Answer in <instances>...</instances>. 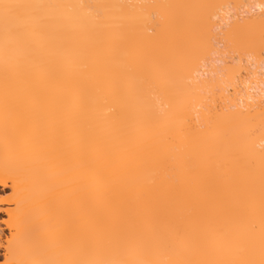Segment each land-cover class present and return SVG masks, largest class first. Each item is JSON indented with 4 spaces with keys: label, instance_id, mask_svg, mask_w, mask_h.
Returning <instances> with one entry per match:
<instances>
[{
    "label": "bare ground",
    "instance_id": "6f19581e",
    "mask_svg": "<svg viewBox=\"0 0 264 264\" xmlns=\"http://www.w3.org/2000/svg\"><path fill=\"white\" fill-rule=\"evenodd\" d=\"M164 1L0 0V264H264V2Z\"/></svg>",
    "mask_w": 264,
    "mask_h": 264
},
{
    "label": "rangeland",
    "instance_id": "374dc122",
    "mask_svg": "<svg viewBox=\"0 0 264 264\" xmlns=\"http://www.w3.org/2000/svg\"><path fill=\"white\" fill-rule=\"evenodd\" d=\"M143 1H144V3H146V0H142V2H143ZM147 1L149 2V1H151V0H147ZM152 1H153V2H156L157 0H152ZM166 1H170V0H166ZM171 1H173V0H171ZM174 1H176V0H174ZM188 1H189V0H188ZM188 1H187V0H180V3L182 2V3H181V5H182V4L186 3V2L188 3ZM191 1H192V0H191ZM198 1H199V0H198ZM204 1H205V0H204ZM209 1L214 2L215 0H214V1H213V0H209ZM225 1H228V0H225ZM235 1H236V0H235ZM237 1H239V0H237ZM240 1H242V0H240ZM243 1H244V0H243ZM243 1H242V2H243ZM258 1H259V0H258ZM260 1L262 2V0H260ZM159 2H161V1H159ZM162 2H163L164 4H166L164 0H162ZM183 2H184V3H183ZM206 2H207V4L210 3L209 5L212 6L211 2H208V0H206ZM206 2H205V3H206ZM228 2L230 3V1H228ZM228 2H227V3L225 2V3L228 4ZM231 2H233V0H232ZM263 2H264V0H263ZM163 3H162V4H163ZM169 3H170V2H169ZM171 3H172V2H171ZM178 3H179V0H178ZM180 3H179V4H180ZM200 3H201V1H200ZM205 3H204V4H205ZM221 3H222V2H221ZM221 3H219V4H221ZM239 3H240L241 6H242V3H241V2H238V4H237V3H236V4H237L238 6H240ZM243 3H244V2H243ZM149 4L151 5V2H150V3H147V5H149ZM223 4H224V3H223ZM230 4H231V3H230ZM233 4H234V3H232L231 5H228V6H229V7H230V6L233 7L234 11H236L235 9H237V8H234ZM236 4H235V5H236ZM152 5H154V4L152 3ZM152 5H151V6H152ZM217 5H218V4H217ZM217 5H216V6H217ZM224 5H225V4H224ZM224 5L221 4L220 6H223V7L226 8L227 5H225V6H224ZM202 6H203V5H202ZM202 6H201V7H202ZM204 6H206V10H207V7H208V6H207V5H204ZM213 6H214V8L216 7V6H215V2L213 3ZM238 6H237V7H238ZM241 6H240V7H241ZM166 7H167V6H166ZM180 7H181V6H180ZM218 7H219V6H218ZM218 7H217V8H218ZM223 7H221V8L224 9ZM231 7H230V8H231ZM235 7H236V6H235ZM243 7H244V6H243ZM182 8H188V6L183 7V5H182ZM221 8H220V9H221ZM202 9H203V8H202ZM218 9H219V8H218ZM238 9H239V7H238ZM240 9H241V8H240ZM240 9H239V10H240ZM242 9H243V8H242ZM242 9H241V13H240V14H237V16L235 17L236 19H237V17H240V15L242 14V11H243ZM244 9H245V8H244ZM203 10H205V9H203ZM206 10H205V11H206ZM215 10H216V9H215ZM215 10L213 9V11H215ZM245 10H246V9H245ZM199 11H201V10H199ZM205 11H204V12H205ZM207 11H210V9L207 10ZM213 11L211 12V13H212V16L214 15V12H213ZM192 12H193V11H191V9H190V12H189V13H192ZM194 12H195V11H194ZM216 12L219 14L220 11H216ZM236 12H240V11L237 10ZM236 12H235V14H236ZM198 13H199V12H198ZM202 13H203V12H202ZM217 13H216V14H217ZM153 14H155V13H153ZM192 14H193V13H192ZM199 14H200V13H199ZM189 15H190V14H189ZM194 15H195V14H194ZM238 15H239V16H238ZM244 15H245V14H244ZM244 15H243V17H244ZM152 16H153V15H152ZM154 16H155V17H158V16H156V14H155ZM192 16H193V15H192ZM245 16H248V15H245ZM256 16H257V17H256ZM256 16H255L256 19H255L254 21L257 22L258 25L261 26L262 21H263L262 19H263L264 17L261 16V18H260V15H259V16L256 15ZM194 17H195V16H194ZM243 17H242V15H241L242 20H244V18H245V17H244V18H243ZM241 18H239L240 20L237 19V21H236V19H233V20H235V21H234V24H233V25H232V23L230 22L231 25H232V26L235 25V27L237 26L236 24L241 25V22H240V21H242ZM257 18H258V20H262L261 23L258 22ZM259 18H260V19H259ZM233 20H232V21H233ZM245 20H246V18H245ZM245 20H244V21H245ZM256 20H257V21H256ZM238 21H239V22H238ZM244 21L242 22V24H243V23H245V24L247 23L246 25L243 24V25H245V26H247V25L249 24L248 22L251 21V24H250L251 26H249L250 28H251V27L253 28L254 24H255V26L257 25L256 23H254V21L252 22V20H249V18H248V20H246V22H244ZM237 22H238V23H237ZM263 22H264V21H263ZM252 24H253V26H252ZM229 25H230V24L228 23L227 26H229ZM231 25L229 26V28L232 30L233 27H232ZM258 25H257V26H258ZM263 25H264V24H263ZM263 25H262L261 27H263ZM231 27H232V28H231ZM235 27H234V28H235ZM247 27H248V26H247ZM261 27H260V28H261ZM226 28H227V27H226ZM234 28H233V29H234ZM250 28H249V29H250ZM254 28H255V27H254ZM222 30H225V29L223 28ZM222 30H221V31H222ZM254 30H255V29H254ZM261 30H264V27H263V29H261ZM226 31H228V30L226 29ZM257 31H259V29H258ZM212 32H213V31H212ZM224 32H225V31H224ZM228 32H230V30H229ZM260 32H261V31H260ZM255 33H256V31H255ZM261 33H262V35H261L262 38H264V36H263L264 32H261ZM213 34H214V32H213ZM223 34H225V33L222 32V34H219L218 36H220V35L223 36ZM227 34H228V33H227ZM256 34H257V33H256ZM259 34H260V33H259ZM218 36H217V39H218ZM222 36H220V38H221ZM224 37H225V36H224ZM217 39H214V40H217ZM221 39L224 40V38H221ZM225 39L228 40L227 38H225ZM222 40H220V41H222ZM218 41H219V40H218ZM225 42H226V41H225ZM225 42L222 41V43H225ZM227 42H228V41H227ZM227 42H226L225 44H228ZM222 43H221V44H222ZM218 44H219V43H218ZM225 44H223L224 47L226 46ZM229 44H230V43H229ZM223 45H222V46H223ZM230 45H231V44H230ZM230 45H228V46H230ZM216 46H218V48H219V49L217 48V51H218V50L220 51V50H221L220 47L222 48V46H221V45H216ZM224 47H223V49H225ZM214 48H216V47H214ZM232 48H233V47H232ZM223 49H222V50H223ZM227 49H228V50H227ZM229 49H230V51H233V50L235 51V50H237V49H232V50H231V46H230V48L228 47V48H226V50H224V51H227V52H228ZM214 50H216V49H214ZM234 51H233V52H234ZM262 51H264V49H263ZM222 52H223V51H222ZM222 52H221V53H222ZM233 52H230V53H232V54L228 53V54L230 55V56H229V55H228V56H229L230 58H233L234 61H238V62H239V60L234 59V57L236 58V56H235L236 53L233 54ZM235 52H239V51H235ZM219 53H220V52H219ZM219 53H218V54H219ZM221 53H220V55H221ZM225 53H226V52H225ZM240 53H241V52L237 53V56H239L238 58H241V59L245 58V57H243V55H244V56L247 55V57H248V52H247V53L245 52L246 55L244 54V52H243L242 54H240ZM210 54H211V53H210ZM220 55H218V56L221 57V56L224 55V53H223V55H221V56H220ZM225 55H226V54H225ZM232 55H233V57H231ZM211 56H212V55H211ZM211 56H210V58H211ZM218 56L216 55V58H217ZM228 56H227V57H228ZM241 56H242V57H241ZM251 56H252V58H250V53H249V58L246 57L247 59H245V60H241V59H240V62H241V61H242V62L245 61V65H246V66H244V65L241 63V64L243 65V67H244V68H247L248 66H249V67L251 66L250 69L252 68V70L255 71L257 65L259 64V62L262 61V60L264 59V58H262V57H264V56L261 57L262 60H260V61H256V62H258V64L255 65V66H254V64H256V62H255L254 60H253V62H252V59H253V57H255L254 59H257V58H256V56H254L253 53H251ZM207 57H209V56H207ZM207 57L205 56L204 59L207 58ZM229 57H228V58H229ZM224 58H225V56H224ZM222 59H223V57H222ZM208 60H209V59H208ZM208 60H207V61H208ZM211 60H213V59H211ZM225 60H226V59H225ZM230 60H231V59H230ZM230 60H229V61H230ZM257 60H258V59H257ZM205 61H206V59H205ZM207 61H206V62H207ZM222 61H223V60H222ZM226 61H227V60H226ZM246 61H247V63H246ZM248 61H250V62H252V63H250V62H248ZM223 62H224V61H223ZM263 62H264V60H263L261 63H263ZM261 63H260V64H261ZM247 65H248V66H247ZM259 66H260V65H259ZM222 67H223V66H222ZM218 70H219V73H221V72H220V70H221V66H220V68H218ZM248 70H249V69H248ZM253 71H252V72H253ZM222 72H223V71H222ZM255 72L257 73V71H255ZM250 73H251V72H250ZM253 73H254V72H253ZM253 73H252V75H251L252 77H253ZM256 73H255V74H256ZM260 73H262V72H260ZM223 74H225V72H224ZM257 74H258V73H257ZM218 75H219V74H218ZM220 75H222V73H221ZM242 75H243V74H242ZM244 76H245V75H244ZM244 76H240V81H241V82H244V80L241 79V78H245V79H246V77H244ZM251 76H250V77H251ZM259 76L261 77V74H260ZM227 77H228V76H227L226 74H225L224 76H222V78H221L222 81L228 83V78H227ZM257 77H258V76H257ZM257 77L255 76L254 79H256ZM260 77L257 78L259 81L262 80V77L264 78L263 75H262L261 79H259ZM237 78H239V77H237ZM250 79H251V78H250ZM257 79H256V80H257ZM235 80H236V79H235ZM242 80H243V81H242ZM248 80H249V79H248ZM256 80H254V82H255ZM238 82H239V81L235 82L236 89L238 90V88H237L238 85H239V89L242 87V88L240 89L239 92H241L240 94H243L242 92H243V90H244L243 88H244L245 86H243V84H242L241 87H240L241 82H240V83H238ZM250 82L254 83V82H253V79H251ZM237 83H238V84H237ZM236 84H237V85H236ZM249 86L251 87L252 84H251V85H248V87H249ZM261 88H262V87H261ZM242 89H243V90H242ZM245 89H247V88L245 87ZM241 90H242V91H241ZM263 90H264V89H263ZM244 92H245V91H244ZM247 92H249L248 89H247ZM250 93H253V91L251 90ZM244 94H245V93H244ZM244 94H243V95H244ZM253 94L255 95V93H253ZM253 94H252V95H253ZM263 94H264V93H263ZM9 194H10L9 189H4V190H2V189L0 188V199L3 198V197H5V196H8ZM4 195H5V196H4ZM2 196H3V197H2ZM1 206L3 207L4 204H0V207H1ZM6 218H7V216H6L3 212H0V227H1L0 230H4V229H3V228H4V224H3V223H4V221L6 220ZM0 259H1V258H0ZM0 263H2V260H0Z\"/></svg>",
    "mask_w": 264,
    "mask_h": 264
},
{
    "label": "snow or ice",
    "instance_id": "6c2138e0",
    "mask_svg": "<svg viewBox=\"0 0 264 264\" xmlns=\"http://www.w3.org/2000/svg\"><path fill=\"white\" fill-rule=\"evenodd\" d=\"M5 7H8V6L6 5ZM11 243H12V240L10 239L9 240V245H11ZM4 264H7V261H4Z\"/></svg>",
    "mask_w": 264,
    "mask_h": 264
}]
</instances>
